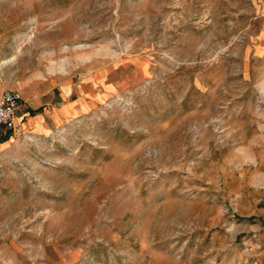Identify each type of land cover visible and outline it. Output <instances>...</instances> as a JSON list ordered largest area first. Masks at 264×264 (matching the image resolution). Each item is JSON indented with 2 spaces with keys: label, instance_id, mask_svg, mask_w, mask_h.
Instances as JSON below:
<instances>
[{
  "label": "rangeland",
  "instance_id": "374dc122",
  "mask_svg": "<svg viewBox=\"0 0 264 264\" xmlns=\"http://www.w3.org/2000/svg\"><path fill=\"white\" fill-rule=\"evenodd\" d=\"M6 87L0 264H264V0H0Z\"/></svg>",
  "mask_w": 264,
  "mask_h": 264
},
{
  "label": "crops",
  "instance_id": "0c3cea01",
  "mask_svg": "<svg viewBox=\"0 0 264 264\" xmlns=\"http://www.w3.org/2000/svg\"><path fill=\"white\" fill-rule=\"evenodd\" d=\"M68 93L69 90H67V88H64L60 94V97H65L68 95ZM86 107L87 105L85 104L81 96V98L77 100L70 99L69 101L58 102L57 105L54 104L50 111L44 113L39 111L31 112L30 108H25L22 114L18 117V124L21 125L25 123L27 125H31L33 123H36L39 128L42 129L48 126V121L54 124H60L67 120L70 116L75 114L78 110H85Z\"/></svg>",
  "mask_w": 264,
  "mask_h": 264
},
{
  "label": "built area",
  "instance_id": "2783aa9c",
  "mask_svg": "<svg viewBox=\"0 0 264 264\" xmlns=\"http://www.w3.org/2000/svg\"><path fill=\"white\" fill-rule=\"evenodd\" d=\"M23 97L16 87L0 90V131L14 129L16 113L21 109Z\"/></svg>",
  "mask_w": 264,
  "mask_h": 264
},
{
  "label": "trees",
  "instance_id": "16d2710c",
  "mask_svg": "<svg viewBox=\"0 0 264 264\" xmlns=\"http://www.w3.org/2000/svg\"><path fill=\"white\" fill-rule=\"evenodd\" d=\"M6 139H7L6 137L5 138L3 137V138L0 139V141L6 140Z\"/></svg>",
  "mask_w": 264,
  "mask_h": 264
}]
</instances>
